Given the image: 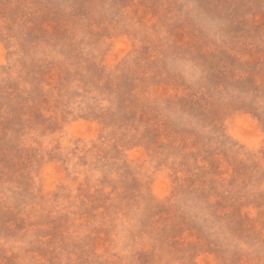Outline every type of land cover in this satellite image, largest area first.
<instances>
[{
    "label": "rangeland",
    "instance_id": "obj_1",
    "mask_svg": "<svg viewBox=\"0 0 264 264\" xmlns=\"http://www.w3.org/2000/svg\"><path fill=\"white\" fill-rule=\"evenodd\" d=\"M0 264H264V0H0Z\"/></svg>",
    "mask_w": 264,
    "mask_h": 264
}]
</instances>
